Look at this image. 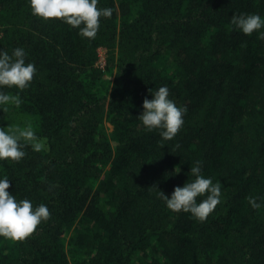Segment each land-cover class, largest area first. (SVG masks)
<instances>
[{"label": "trees", "instance_id": "1", "mask_svg": "<svg viewBox=\"0 0 264 264\" xmlns=\"http://www.w3.org/2000/svg\"><path fill=\"white\" fill-rule=\"evenodd\" d=\"M97 7L113 13L89 39L60 18L33 15L28 0H0V49L23 47L37 69L29 87L2 90L37 118L47 144L27 145L19 162L0 161V173L10 194L50 212L23 241L0 236V264H264V39L230 26L233 14L264 17V0ZM165 84L187 111L176 136L161 143L138 116L148 90ZM197 160L221 182V202L203 222L157 195L193 179Z\"/></svg>", "mask_w": 264, "mask_h": 264}, {"label": "clouds", "instance_id": "2", "mask_svg": "<svg viewBox=\"0 0 264 264\" xmlns=\"http://www.w3.org/2000/svg\"><path fill=\"white\" fill-rule=\"evenodd\" d=\"M30 11L44 20L60 18L62 22L78 28L82 38L95 39L100 27V18H110L113 9L97 7L98 0H28ZM230 26L251 36L254 31L259 38L264 39V17L259 13L233 14ZM26 51L23 47H14L9 53L0 49V109L6 110L9 103L20 104L18 96H10L2 89L7 86L23 90L30 86L34 73L37 71L34 63L25 62ZM151 99L145 97L142 112L138 116L146 131L157 130L161 143L172 140L184 123L185 106H177L169 96L168 86L162 85L149 89ZM30 145L34 151L45 149L43 139L37 136L33 127L19 125L0 126V161L8 159L19 162L25 155V147ZM174 169L172 174L178 173ZM193 177L183 186H174L170 196L163 191L157 195L165 202L166 207L174 212H188L198 221H205L210 213L221 202V182H213L211 177L202 174L199 160L190 168ZM10 179L0 173V236L12 241H23L32 234L37 226L49 218L50 212L46 204L33 206L28 199H17L8 191ZM197 197H203L199 201ZM252 208L259 209L261 204L256 197H248Z\"/></svg>", "mask_w": 264, "mask_h": 264}, {"label": "rangeland", "instance_id": "3", "mask_svg": "<svg viewBox=\"0 0 264 264\" xmlns=\"http://www.w3.org/2000/svg\"><path fill=\"white\" fill-rule=\"evenodd\" d=\"M100 55H101V63L99 64V66L101 68H104L107 63V50L100 49ZM114 72L115 71L107 74V80L109 82L113 81ZM20 109H21L20 104L17 105L14 103H9L7 105L6 110L4 111L1 109L3 113V117H4V127H7L8 125H19L20 127H26L30 124L33 127V130L36 132L37 136L40 137L38 135V130H37V118L30 113L22 112ZM105 130H106V133L109 135L112 132L113 128L109 123L106 122ZM45 144H46V141H45ZM42 150H47V144H46L45 149H42ZM113 165H115L113 164V162L109 163L105 167V172H108L109 170H111ZM99 183H100V180L98 181L96 186H98ZM71 239H73V230L67 236V241H66V249L68 252V256L70 260L73 262V254L71 253V248H72Z\"/></svg>", "mask_w": 264, "mask_h": 264}, {"label": "built area", "instance_id": "4", "mask_svg": "<svg viewBox=\"0 0 264 264\" xmlns=\"http://www.w3.org/2000/svg\"><path fill=\"white\" fill-rule=\"evenodd\" d=\"M101 63V55H100V58H99V62H98V64H100Z\"/></svg>", "mask_w": 264, "mask_h": 264}]
</instances>
